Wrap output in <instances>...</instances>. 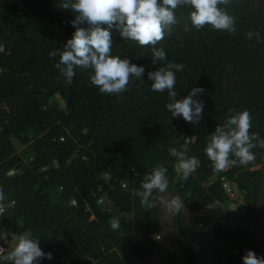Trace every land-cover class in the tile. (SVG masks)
I'll return each mask as SVG.
<instances>
[{
    "label": "trees",
    "instance_id": "1",
    "mask_svg": "<svg viewBox=\"0 0 264 264\" xmlns=\"http://www.w3.org/2000/svg\"><path fill=\"white\" fill-rule=\"evenodd\" d=\"M63 0H0V187L7 205L0 234L28 233L52 259L39 264H143L156 247L158 208L136 195L145 175L167 168L169 191H180L206 238L207 264H243L245 250L260 257L258 201L264 149L255 161L217 172L204 149L219 124L248 110L250 133L264 139V0L222 5L236 19L235 33L191 25L190 6L175 10L177 23L155 47L166 53L152 63V47L123 39L111 29L112 55L145 69L119 95L99 93L91 70L77 68L69 85L55 67L75 28ZM86 26V25H84ZM188 31H185V27ZM259 33L249 39L247 33ZM176 72L177 98L202 87L198 124L172 117L168 92L151 91L147 73L167 63ZM186 150L199 167L187 180L176 171L172 150ZM254 168H256L254 170ZM14 175H10L11 172ZM126 183L128 188L123 189ZM227 183L236 192L226 193ZM100 189L102 190L100 192ZM106 196L103 205L98 204ZM243 206L230 212L228 204ZM73 201L77 205H73ZM92 218H94L92 220ZM120 227L113 230L112 220ZM175 242L163 264H196L195 239L175 210ZM11 264V262H8Z\"/></svg>",
    "mask_w": 264,
    "mask_h": 264
},
{
    "label": "clouds",
    "instance_id": "2",
    "mask_svg": "<svg viewBox=\"0 0 264 264\" xmlns=\"http://www.w3.org/2000/svg\"><path fill=\"white\" fill-rule=\"evenodd\" d=\"M230 3L231 0H63L60 8L75 14V19L71 21L75 31L63 50H53L49 57L55 58L59 54V62L55 67L69 85L73 82L77 68L91 70L90 83L97 87L99 93L119 95L128 89L130 79L142 80L145 69L131 63L127 58L122 59L111 54V29L118 30L123 39L135 41L140 46H153L152 63L155 65L157 61L166 59L165 51L155 45L164 39L166 30L170 33L171 26L177 23L175 10L178 7H191L189 19L197 30L207 24L215 30L235 33V17L230 15L226 8L221 7ZM188 30L186 26L185 31ZM254 36L259 37V33H247L249 39ZM3 52L5 47L0 44V53ZM184 68V64L169 62L155 71L148 72L147 78L152 82L151 91L168 92L170 102L166 104V109L172 117L181 116L186 122L198 124L204 108L203 101L198 97L204 89L192 87L186 96L177 98L175 73ZM251 126V114L248 110H243L231 114L222 125L219 124L215 128L204 151L217 172L237 165L247 167L256 158L252 150L257 147L264 149V139L257 133H250ZM185 153L186 150H172L178 161L176 171L187 180L199 167V159L195 156L187 157ZM127 188L126 184L123 189ZM141 188L142 191H138L136 195L140 197V203L145 208L159 204L164 211L171 213L183 207L181 198L169 191L165 167L156 168L151 174L145 175ZM232 191L235 197L230 196L235 199L236 192L233 189ZM102 197L104 202L100 204L99 199ZM4 199V191L0 187V215H3L8 207L3 204ZM99 199L100 205L107 200L105 195ZM240 201L242 202V199ZM73 205L76 206L77 202L73 201ZM211 207L197 212V220L198 217H204L206 210ZM110 226L117 230L120 222L114 219ZM45 258L52 259V254L45 253L39 247L38 240L32 239L28 233L13 234L7 248L0 246V264H39V261ZM242 260L243 264H264V258L258 257L252 250H245Z\"/></svg>",
    "mask_w": 264,
    "mask_h": 264
},
{
    "label": "water",
    "instance_id": "3",
    "mask_svg": "<svg viewBox=\"0 0 264 264\" xmlns=\"http://www.w3.org/2000/svg\"><path fill=\"white\" fill-rule=\"evenodd\" d=\"M262 179L259 189V201L257 211L258 241L260 257L264 258V164L261 166ZM11 175L14 172L10 173ZM181 198L183 207L180 210L185 218L195 239V261L196 264H207L206 238L202 231L201 224L197 220L196 213L188 206L184 195L178 190H170ZM160 233L156 240V247L143 264H163L171 253L175 242V210L168 213L157 204ZM231 210L233 208L231 207Z\"/></svg>",
    "mask_w": 264,
    "mask_h": 264
},
{
    "label": "rangeland",
    "instance_id": "4",
    "mask_svg": "<svg viewBox=\"0 0 264 264\" xmlns=\"http://www.w3.org/2000/svg\"><path fill=\"white\" fill-rule=\"evenodd\" d=\"M231 205H233L234 207H233V210H231ZM244 204H243V202H241L240 201V203H239V205H237V207L235 206V204H228V206H227V209L226 210H228V208H230V212H234V211H236L239 207H241V206H243ZM7 244V238H6V235L4 234V233H1L0 234V246H5Z\"/></svg>",
    "mask_w": 264,
    "mask_h": 264
},
{
    "label": "built area",
    "instance_id": "5",
    "mask_svg": "<svg viewBox=\"0 0 264 264\" xmlns=\"http://www.w3.org/2000/svg\"><path fill=\"white\" fill-rule=\"evenodd\" d=\"M224 186L226 188V192L234 198L235 195H234V192L232 191L231 187L228 186L227 184H224ZM123 188H126V184H123ZM103 202H104V198L102 197L99 199V203L102 204Z\"/></svg>",
    "mask_w": 264,
    "mask_h": 264
}]
</instances>
